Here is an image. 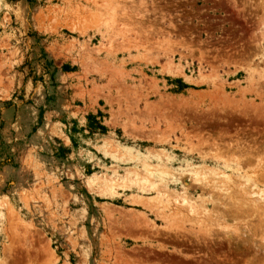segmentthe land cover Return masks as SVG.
<instances>
[{
	"label": "rangeland",
	"instance_id": "rangeland-1",
	"mask_svg": "<svg viewBox=\"0 0 264 264\" xmlns=\"http://www.w3.org/2000/svg\"><path fill=\"white\" fill-rule=\"evenodd\" d=\"M0 264H264V0H0Z\"/></svg>",
	"mask_w": 264,
	"mask_h": 264
},
{
	"label": "trees",
	"instance_id": "trees-1",
	"mask_svg": "<svg viewBox=\"0 0 264 264\" xmlns=\"http://www.w3.org/2000/svg\"><path fill=\"white\" fill-rule=\"evenodd\" d=\"M92 117L93 116H91V115L87 116V119L90 122L89 128L92 130H99L102 133L105 132V128L103 126H101L99 123H97L96 121H94ZM62 150H65V148H62Z\"/></svg>",
	"mask_w": 264,
	"mask_h": 264
},
{
	"label": "bare ground",
	"instance_id": "bare-ground-1",
	"mask_svg": "<svg viewBox=\"0 0 264 264\" xmlns=\"http://www.w3.org/2000/svg\"><path fill=\"white\" fill-rule=\"evenodd\" d=\"M249 192H250V191H249ZM249 201H251V200H249ZM259 201H261V200H259V199L255 200V199H254V201H252V203L255 204L256 202H259ZM254 202H255V203H254ZM186 203H187V202H186ZM249 204H251V203H249ZM253 204H251V205H253ZM257 205H258V204H257ZM186 207H188V206H186ZM253 207H254V206H253ZM189 208H191V207H189ZM189 208H186V209H189ZM255 208H256V207H255ZM255 210H256V209H255ZM187 211H188V210H187ZM188 212H190V211H188ZM219 215H221V214H219ZM193 216H194V215H193ZM221 216H222V215H221ZM214 217H215V216H214ZM218 217L220 218V216H218ZM212 218H213V217H212ZM224 218H225V217H224ZM223 220H224V219H223ZM216 224H217V223H216ZM216 224H215V226H217ZM218 226H219V225H218ZM218 226H217V227H218ZM224 228H225V227H224ZM224 228H223V229H224ZM206 231H207V229H206ZM208 231H209V230H208ZM249 232H252V231H249ZM261 248H262V247H261Z\"/></svg>",
	"mask_w": 264,
	"mask_h": 264
}]
</instances>
